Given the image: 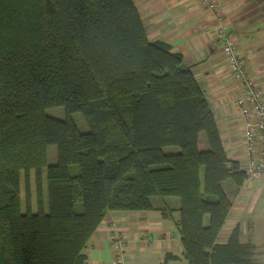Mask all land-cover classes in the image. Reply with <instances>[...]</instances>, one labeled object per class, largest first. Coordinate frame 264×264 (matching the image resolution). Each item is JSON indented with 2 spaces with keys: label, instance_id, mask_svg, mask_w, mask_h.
Masks as SVG:
<instances>
[{
  "label": "trees",
  "instance_id": "16d2710c",
  "mask_svg": "<svg viewBox=\"0 0 264 264\" xmlns=\"http://www.w3.org/2000/svg\"><path fill=\"white\" fill-rule=\"evenodd\" d=\"M54 106L68 118L46 115ZM33 169H46L49 210L24 213ZM246 178L183 54L149 39L134 0H0V264H85L108 213L153 210L154 196L181 198L159 210L179 213L191 264H254L239 226L218 242L233 207L223 184Z\"/></svg>",
  "mask_w": 264,
  "mask_h": 264
},
{
  "label": "crops",
  "instance_id": "0c3cea01",
  "mask_svg": "<svg viewBox=\"0 0 264 264\" xmlns=\"http://www.w3.org/2000/svg\"><path fill=\"white\" fill-rule=\"evenodd\" d=\"M217 1L218 14L198 0H134L149 39L166 41L183 54L210 99L228 156L245 169L246 122L235 104L244 87L225 62L216 29L222 22L235 35L249 75L264 96V0ZM200 138L204 148V135ZM36 171L42 174L41 169ZM224 190L233 207L218 242L227 243L239 226L240 243L254 245L250 249L253 263L264 264V179L254 186L246 181L240 188L230 181ZM152 204L153 210L108 213L83 249L85 264H113L115 258L127 264H191L183 255L176 225L179 213L165 216L159 210L166 206L178 209L181 199L165 197ZM118 234L126 237L120 251L112 240Z\"/></svg>",
  "mask_w": 264,
  "mask_h": 264
},
{
  "label": "built area",
  "instance_id": "2783aa9c",
  "mask_svg": "<svg viewBox=\"0 0 264 264\" xmlns=\"http://www.w3.org/2000/svg\"><path fill=\"white\" fill-rule=\"evenodd\" d=\"M205 7L219 12L217 0H198ZM216 34L222 44V51L229 70L234 74L237 82L244 87L235 104L239 108L246 122L244 135L247 140L246 151V181L251 186L264 179V96L260 87L252 80L245 56L240 52L236 37L226 30V25L219 22ZM255 117V121L253 120ZM258 140V141H257ZM257 141V144H256ZM113 245L119 251L126 241L122 234L113 236ZM113 264H127L123 259L115 258Z\"/></svg>",
  "mask_w": 264,
  "mask_h": 264
},
{
  "label": "rangeland",
  "instance_id": "374dc122",
  "mask_svg": "<svg viewBox=\"0 0 264 264\" xmlns=\"http://www.w3.org/2000/svg\"><path fill=\"white\" fill-rule=\"evenodd\" d=\"M46 115L51 116L56 119L64 120L68 118L66 108L64 106H54L48 107L45 110ZM71 118L76 123L80 132L85 133L90 131L89 124L87 123L83 113L75 112L71 114ZM204 135V134H203ZM180 148L178 146H167L164 151L167 153L177 152ZM58 159V148L56 144H52L48 148V165L56 164ZM40 171L36 170H23L21 172L20 180V199H21V210L24 213L28 212H44L48 211V180L46 169ZM80 171V166L78 164L70 166V173L72 175L77 174ZM231 180H226L223 187L226 188V184ZM172 198L179 200L178 197H166V199ZM158 196L151 198L152 202H157L161 200ZM169 205H173L174 202H169Z\"/></svg>",
  "mask_w": 264,
  "mask_h": 264
}]
</instances>
